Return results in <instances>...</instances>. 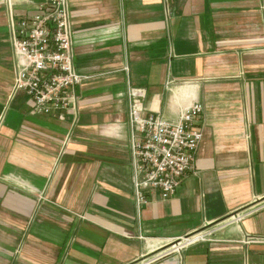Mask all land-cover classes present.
I'll return each instance as SVG.
<instances>
[{
	"label": "crops",
	"instance_id": "1",
	"mask_svg": "<svg viewBox=\"0 0 264 264\" xmlns=\"http://www.w3.org/2000/svg\"><path fill=\"white\" fill-rule=\"evenodd\" d=\"M44 1L0 0V264H131L264 203V0H67L86 78L62 121L12 93L10 15ZM128 86L166 118L203 104L192 170L140 212ZM212 236L150 264H264V206Z\"/></svg>",
	"mask_w": 264,
	"mask_h": 264
},
{
	"label": "built area",
	"instance_id": "2",
	"mask_svg": "<svg viewBox=\"0 0 264 264\" xmlns=\"http://www.w3.org/2000/svg\"><path fill=\"white\" fill-rule=\"evenodd\" d=\"M9 39L14 54L12 93L23 90L32 101L33 112L65 120L68 112L76 117L74 88L86 78L73 63V33L67 0H45L32 14L14 19L10 15ZM127 70V66H125ZM167 78L166 85L170 83ZM128 124L134 204L137 212L150 202V195L167 199L175 194L183 177L193 168L202 139L198 124L203 104L197 99L180 103L175 118L148 111L143 100L146 90L127 87ZM263 204L247 206L226 219L207 225L168 242L165 248L136 264H150L178 252L188 244L211 241L213 234L238 223ZM257 241V239H252Z\"/></svg>",
	"mask_w": 264,
	"mask_h": 264
},
{
	"label": "rangeland",
	"instance_id": "3",
	"mask_svg": "<svg viewBox=\"0 0 264 264\" xmlns=\"http://www.w3.org/2000/svg\"><path fill=\"white\" fill-rule=\"evenodd\" d=\"M170 244H171V243L166 242V243H164V244H162V245L157 246L156 249H153V250H151L150 252H148L147 254H144L143 257H141L139 260H137V261H135V262H133V263H131V264L140 263V261H143L144 259H146V258H148V257H151L152 255L157 254V252H159L160 250H163V249H165V248L170 247Z\"/></svg>",
	"mask_w": 264,
	"mask_h": 264
},
{
	"label": "flooded vegetation",
	"instance_id": "4",
	"mask_svg": "<svg viewBox=\"0 0 264 264\" xmlns=\"http://www.w3.org/2000/svg\"><path fill=\"white\" fill-rule=\"evenodd\" d=\"M230 215H228V216H224V217H222V218H219L218 220H216V222L215 223H213L212 225H214V224H216L217 222H220L221 220H223V219H226V218H228Z\"/></svg>",
	"mask_w": 264,
	"mask_h": 264
}]
</instances>
